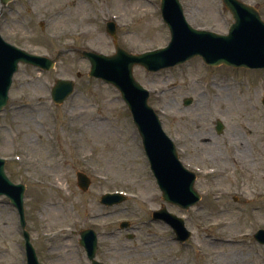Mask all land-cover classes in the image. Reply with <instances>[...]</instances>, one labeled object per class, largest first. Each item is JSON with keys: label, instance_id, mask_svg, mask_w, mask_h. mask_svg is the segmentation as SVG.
<instances>
[{"label": "rangeland", "instance_id": "rangeland-1", "mask_svg": "<svg viewBox=\"0 0 264 264\" xmlns=\"http://www.w3.org/2000/svg\"><path fill=\"white\" fill-rule=\"evenodd\" d=\"M181 1L195 27L226 33L233 22L222 0ZM244 1L264 14V0ZM159 7L160 0H16L0 10L8 41L52 58L66 51L50 70L21 64L0 112V157L11 180L27 186V229L41 264H91L79 244L78 232L87 227L97 231V257L106 264H264V245L251 235L264 228V72L208 66L199 57L159 72L135 67L184 163L238 170L224 177L202 171V199L182 210L163 201L119 91L89 76V61L68 51L113 54L106 32L112 19L128 51L164 46L170 33ZM56 78L75 80L61 105L50 95ZM188 97L193 102L185 105ZM79 172L91 178L87 191L78 186ZM241 174L242 186L231 188L241 185L231 179ZM111 191L130 196L102 205L101 195ZM163 204L193 230L189 246H180L167 224L144 222ZM123 220L135 228L121 229ZM26 260L18 211L0 196V264Z\"/></svg>", "mask_w": 264, "mask_h": 264}, {"label": "water", "instance_id": "water-1", "mask_svg": "<svg viewBox=\"0 0 264 264\" xmlns=\"http://www.w3.org/2000/svg\"><path fill=\"white\" fill-rule=\"evenodd\" d=\"M7 2L8 0H2ZM226 6L234 15L235 23L230 28L229 35H220L210 31L194 29L186 21L179 0H162V14L171 31V41L165 48L142 54L128 53L117 45L114 55L81 51L82 55L91 61L90 75L104 79L116 85L132 111L134 122L143 139L144 149L151 163V169L156 176L166 201L187 208L196 203L200 195L194 189V174L183 167L173 142L162 129L159 116L149 105V91L146 90L133 75L136 64L144 66L149 71L183 63L200 55L206 63L219 65L226 63L234 66L264 67V22L259 13L250 6L238 0H224ZM108 31L115 35V26L108 23ZM55 59L33 55L25 50L6 42L0 35V111L8 102V92L14 73L19 63H28L43 69H51ZM74 82L59 79L52 89L53 99L62 103L73 91ZM191 99L186 100L190 103ZM222 125H218L220 130ZM79 185L83 189L89 186V180L79 173ZM24 184H14L5 172V160L0 158V194L10 197L18 208L21 225L26 239L28 264H39L35 248L30 242L26 231L24 208ZM104 202L113 203L124 199L119 194H108ZM155 217H163L171 221L182 237L188 232L182 227L183 220L162 209ZM81 243L88 251L93 264H102L94 259L97 238L92 230L81 232ZM257 238L264 242V231L257 233Z\"/></svg>", "mask_w": 264, "mask_h": 264}, {"label": "flooded vegetation", "instance_id": "flooded-vegetation-1", "mask_svg": "<svg viewBox=\"0 0 264 264\" xmlns=\"http://www.w3.org/2000/svg\"><path fill=\"white\" fill-rule=\"evenodd\" d=\"M71 1H73V3L76 2V4H78L79 1L81 2V0H71Z\"/></svg>", "mask_w": 264, "mask_h": 264}]
</instances>
